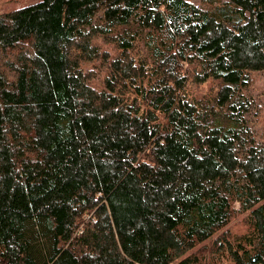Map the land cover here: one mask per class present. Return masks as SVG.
<instances>
[{"label":"trees","instance_id":"trees-1","mask_svg":"<svg viewBox=\"0 0 264 264\" xmlns=\"http://www.w3.org/2000/svg\"><path fill=\"white\" fill-rule=\"evenodd\" d=\"M193 1L0 15V264H264V0ZM179 152L222 184L189 186Z\"/></svg>","mask_w":264,"mask_h":264},{"label":"rangeland","instance_id":"rangeland-1","mask_svg":"<svg viewBox=\"0 0 264 264\" xmlns=\"http://www.w3.org/2000/svg\"><path fill=\"white\" fill-rule=\"evenodd\" d=\"M41 0H1L0 1V15L12 12L19 8H23L26 6H30L31 4H37ZM193 1V3L201 6L203 8H207V2L204 0ZM215 2L219 3L220 0H214ZM222 3L227 2V0H221ZM124 29H116L113 31L112 34L108 36V38H113L120 33L123 32ZM99 46L103 50L111 52V54L115 53V48L112 44L107 42V39H103V41L99 40L97 42ZM191 92L196 94L198 98H202L204 96H209L210 94L214 93L216 88V84L213 82H209L205 85H195L190 83ZM250 93L254 97L256 104H260L264 102V72L261 73H253L252 74V85L250 87ZM259 110H255L254 114H258L255 117L252 115L251 118L249 114L246 115L247 118H250L251 123L254 125V128L257 129L260 135H264V104ZM172 159V168L178 174V176L183 180L186 181L189 186H193L197 189H200L202 193L211 192L214 188L220 186L224 179L220 177L216 172L212 169L208 168L207 166L201 164L196 159L190 157L189 155L185 154L184 152H179L176 155L171 156ZM239 205H236L238 208ZM230 232V236L240 235L247 230V226L245 222H243L242 217H238L234 220L231 226L228 228ZM218 235H222V232ZM216 235L214 239L211 241L201 245L199 248L207 247L206 252L204 251L203 254L210 260L212 258V246L213 242L219 236ZM221 264H230L227 261H223Z\"/></svg>","mask_w":264,"mask_h":264}]
</instances>
